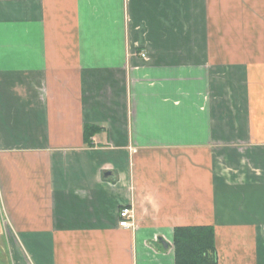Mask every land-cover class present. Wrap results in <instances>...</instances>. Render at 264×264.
<instances>
[{"label": "crops", "instance_id": "0c3cea01", "mask_svg": "<svg viewBox=\"0 0 264 264\" xmlns=\"http://www.w3.org/2000/svg\"><path fill=\"white\" fill-rule=\"evenodd\" d=\"M188 226L264 264V0H0V264H175Z\"/></svg>", "mask_w": 264, "mask_h": 264}, {"label": "trees", "instance_id": "16d2710c", "mask_svg": "<svg viewBox=\"0 0 264 264\" xmlns=\"http://www.w3.org/2000/svg\"><path fill=\"white\" fill-rule=\"evenodd\" d=\"M96 131V128L86 126L85 140ZM172 247L175 264H216L214 234L209 226L175 228Z\"/></svg>", "mask_w": 264, "mask_h": 264}, {"label": "built area", "instance_id": "2783aa9c", "mask_svg": "<svg viewBox=\"0 0 264 264\" xmlns=\"http://www.w3.org/2000/svg\"><path fill=\"white\" fill-rule=\"evenodd\" d=\"M144 57H145V54H142L141 58H144ZM132 217H133V214H132L131 209L122 208L118 213V219H119L118 226L120 228H125V229L132 227L133 226Z\"/></svg>", "mask_w": 264, "mask_h": 264}, {"label": "water", "instance_id": "95a60500", "mask_svg": "<svg viewBox=\"0 0 264 264\" xmlns=\"http://www.w3.org/2000/svg\"><path fill=\"white\" fill-rule=\"evenodd\" d=\"M160 243H161L164 247L167 246V245H166L163 241H161V240H160Z\"/></svg>", "mask_w": 264, "mask_h": 264}]
</instances>
